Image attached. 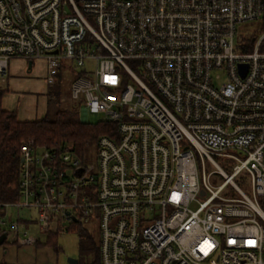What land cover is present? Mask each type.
Instances as JSON below:
<instances>
[{
  "label": "built area",
  "instance_id": "obj_1",
  "mask_svg": "<svg viewBox=\"0 0 264 264\" xmlns=\"http://www.w3.org/2000/svg\"><path fill=\"white\" fill-rule=\"evenodd\" d=\"M263 16L264 0H0V76L12 58L43 59L49 84L79 73L81 114L115 123L95 163L22 141L5 242L93 217L100 264H264V32L249 51L239 35Z\"/></svg>",
  "mask_w": 264,
  "mask_h": 264
},
{
  "label": "rangeland",
  "instance_id": "obj_2",
  "mask_svg": "<svg viewBox=\"0 0 264 264\" xmlns=\"http://www.w3.org/2000/svg\"><path fill=\"white\" fill-rule=\"evenodd\" d=\"M261 20L248 22L239 27V35L245 38L256 37L262 35ZM32 69L28 70V61L23 58H12L9 61L7 74L0 76V88L3 89L2 105L5 109L16 110L19 117L39 118L44 116L48 110V100L53 95V88L59 89L61 97H65L63 106L79 105L72 99V84L80 75L79 73L65 72L59 76V82L49 84L46 79V63L43 59H35ZM130 65H134L128 61ZM101 114H92L88 116L89 121H101ZM88 163H95L97 160V147L89 149L84 157ZM219 162L224 164V160L219 158ZM233 162H231L232 164ZM228 168V165H224ZM211 167L208 166V169ZM242 187L247 190V186L243 183ZM237 195V193H234ZM9 215L16 219L18 214L22 218H37V212L33 208L11 206L8 209ZM36 222V221H35ZM62 226L66 231H59L58 235L51 237L56 241L58 248L52 245H45L47 234L39 232L36 223H32L29 227L30 233L38 235L41 238L42 248L50 247L54 252V264H71L69 259L85 258L91 262L95 257L94 245H99L100 230L99 223L93 217H84L81 222H63ZM83 237H80V235Z\"/></svg>",
  "mask_w": 264,
  "mask_h": 264
},
{
  "label": "trees",
  "instance_id": "obj_3",
  "mask_svg": "<svg viewBox=\"0 0 264 264\" xmlns=\"http://www.w3.org/2000/svg\"><path fill=\"white\" fill-rule=\"evenodd\" d=\"M264 32V16L261 21ZM245 50L253 48L251 38H245ZM264 51V38L260 45ZM3 89L0 88V204L15 202L20 198L21 174V143L23 140L33 139L37 144L59 149H69L80 157L92 147H96L100 135L109 133L110 128H115V123L105 121H83L81 107L77 104L63 106L59 89L53 88V93L48 100L47 113L40 119L20 120L17 112L5 109L2 105ZM2 212L0 211V215ZM59 231L52 230L46 239L45 245H52L59 249L56 241L51 237L57 236ZM3 227L0 224V236ZM80 237H83L81 234ZM38 246L43 245L40 242ZM95 257L91 262L84 257L78 259L79 264H100L99 245L93 244ZM0 264H6L1 262Z\"/></svg>",
  "mask_w": 264,
  "mask_h": 264
},
{
  "label": "crops",
  "instance_id": "obj_4",
  "mask_svg": "<svg viewBox=\"0 0 264 264\" xmlns=\"http://www.w3.org/2000/svg\"><path fill=\"white\" fill-rule=\"evenodd\" d=\"M42 117L28 119L24 117L21 118L18 115L20 120H36ZM1 262H5L6 264H54L55 261L54 252L50 247L42 248L37 244H19L6 241L0 245V263Z\"/></svg>",
  "mask_w": 264,
  "mask_h": 264
},
{
  "label": "water",
  "instance_id": "obj_5",
  "mask_svg": "<svg viewBox=\"0 0 264 264\" xmlns=\"http://www.w3.org/2000/svg\"><path fill=\"white\" fill-rule=\"evenodd\" d=\"M32 65H33V61L32 60H29L28 61V70L29 71L32 69ZM242 72L245 73V69H243ZM81 116H82V120L83 121H88V113H87L86 109H83L82 110ZM6 238H7V234L6 233H3L0 236V245L5 242ZM69 261H70L71 264H79L78 259H69Z\"/></svg>",
  "mask_w": 264,
  "mask_h": 264
}]
</instances>
